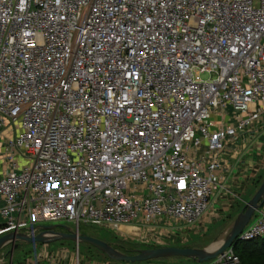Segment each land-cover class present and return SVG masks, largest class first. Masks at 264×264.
Here are the masks:
<instances>
[{"label":"built area","instance_id":"2783aa9c","mask_svg":"<svg viewBox=\"0 0 264 264\" xmlns=\"http://www.w3.org/2000/svg\"><path fill=\"white\" fill-rule=\"evenodd\" d=\"M263 117L264 0H0V238L196 226Z\"/></svg>","mask_w":264,"mask_h":264},{"label":"rangeland","instance_id":"374dc122","mask_svg":"<svg viewBox=\"0 0 264 264\" xmlns=\"http://www.w3.org/2000/svg\"><path fill=\"white\" fill-rule=\"evenodd\" d=\"M202 79L209 80V76L204 75ZM252 220H254V217ZM226 223L227 222L225 220H214L213 223L208 226H200L197 224L199 230L198 232H195L192 229L194 226L188 227L184 225H177L175 223L172 226L169 224L143 227L144 230L142 232L137 229H129L126 227L122 228L124 231L134 235L123 234L121 231H112L104 228L82 225L80 228V234L103 240L112 245L114 248L127 253H132L137 249L145 250L164 246L207 249L210 246L222 241L226 237L230 230V228H225ZM46 225H64L69 227L72 232L76 231V226L68 222L49 223ZM56 231L66 232L63 228H57ZM167 232H175L177 234L172 235V233ZM162 233L164 236H162ZM15 246V243H12L2 248L0 251V259H2L1 264H11V262L12 264H28L30 261L31 263H36L40 260H43L40 261V264H71L76 262L78 259L85 264H127L112 261L94 247L71 240H58L46 244H28L18 242L17 247ZM249 261L256 262L257 264H264V258L254 257ZM131 264L198 263L185 258H170Z\"/></svg>","mask_w":264,"mask_h":264},{"label":"crops","instance_id":"0c3cea01","mask_svg":"<svg viewBox=\"0 0 264 264\" xmlns=\"http://www.w3.org/2000/svg\"><path fill=\"white\" fill-rule=\"evenodd\" d=\"M263 130L264 117L252 132L228 143L225 152L220 157L222 167L215 174L222 188L212 198L208 212L198 225L208 226L214 220H225L227 222L225 228H230L248 202L255 196L264 181ZM200 155L202 156L203 153ZM198 225L192 228L195 232L199 231ZM126 228L133 229V227ZM143 230L144 228L141 232ZM121 232L129 234L123 229ZM162 236H164L163 233Z\"/></svg>","mask_w":264,"mask_h":264},{"label":"water","instance_id":"95a60500","mask_svg":"<svg viewBox=\"0 0 264 264\" xmlns=\"http://www.w3.org/2000/svg\"><path fill=\"white\" fill-rule=\"evenodd\" d=\"M264 205V181L259 187L255 196L248 202L243 212L235 220L230 227L226 237L210 246L207 249L196 248H179V247H160L145 250H136L133 255H128L120 252L112 245L103 240L90 237L88 235H81L71 231V229L64 225H50L43 226L44 232L35 238H29L23 234H9L0 238V251L9 243H15L17 247L18 242L28 244H46L58 240H71L78 243L88 244L104 255L110 260L116 262H123L127 264L147 262L152 260L170 259V258H185L190 259L198 264H205L215 260L218 256L223 255L228 249L234 246L240 234L247 227L253 219L255 213ZM57 228H63L66 232H57ZM45 234L51 235L50 237Z\"/></svg>","mask_w":264,"mask_h":264},{"label":"trees","instance_id":"16d2710c","mask_svg":"<svg viewBox=\"0 0 264 264\" xmlns=\"http://www.w3.org/2000/svg\"><path fill=\"white\" fill-rule=\"evenodd\" d=\"M233 247L235 254L239 257L242 264H257L256 262H251L249 260H251V258L254 257L264 258V238L251 242L236 241ZM122 253L128 255L134 254V252L132 253L122 252Z\"/></svg>","mask_w":264,"mask_h":264},{"label":"bare ground","instance_id":"6f19581e","mask_svg":"<svg viewBox=\"0 0 264 264\" xmlns=\"http://www.w3.org/2000/svg\"><path fill=\"white\" fill-rule=\"evenodd\" d=\"M134 229V228H133ZM136 229V228H135ZM2 263V259H0V264Z\"/></svg>","mask_w":264,"mask_h":264},{"label":"flooded vegetation","instance_id":"af4514ba","mask_svg":"<svg viewBox=\"0 0 264 264\" xmlns=\"http://www.w3.org/2000/svg\"><path fill=\"white\" fill-rule=\"evenodd\" d=\"M137 250H139V249H137Z\"/></svg>","mask_w":264,"mask_h":264}]
</instances>
